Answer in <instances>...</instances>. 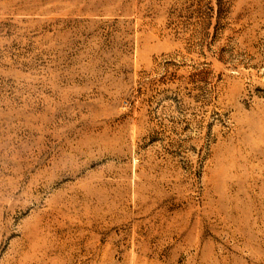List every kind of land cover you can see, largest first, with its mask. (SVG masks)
Wrapping results in <instances>:
<instances>
[{
	"label": "rangeland",
	"instance_id": "374dc122",
	"mask_svg": "<svg viewBox=\"0 0 264 264\" xmlns=\"http://www.w3.org/2000/svg\"><path fill=\"white\" fill-rule=\"evenodd\" d=\"M0 264H264V0H0Z\"/></svg>",
	"mask_w": 264,
	"mask_h": 264
}]
</instances>
